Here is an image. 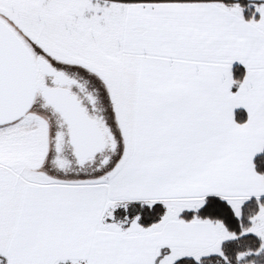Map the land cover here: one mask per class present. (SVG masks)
I'll return each mask as SVG.
<instances>
[{"label": "snow or ice", "instance_id": "1", "mask_svg": "<svg viewBox=\"0 0 264 264\" xmlns=\"http://www.w3.org/2000/svg\"><path fill=\"white\" fill-rule=\"evenodd\" d=\"M0 264H264V0H0Z\"/></svg>", "mask_w": 264, "mask_h": 264}]
</instances>
